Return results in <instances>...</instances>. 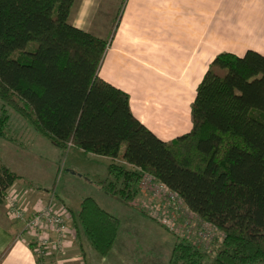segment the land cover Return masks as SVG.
Here are the masks:
<instances>
[{
  "label": "trees",
  "instance_id": "trees-1",
  "mask_svg": "<svg viewBox=\"0 0 264 264\" xmlns=\"http://www.w3.org/2000/svg\"><path fill=\"white\" fill-rule=\"evenodd\" d=\"M74 3L0 0L3 110L14 108L63 149L75 145L111 157L109 192L123 198L138 192L142 173L114 159L124 160L223 232L208 263L188 235L191 241L177 242L168 264H264V54L218 53L198 85L192 128L165 140L132 112L128 92L100 76L109 40L69 22ZM8 117L2 113L1 122ZM20 177L0 161V203ZM77 217L74 226L106 256L119 217L91 196Z\"/></svg>",
  "mask_w": 264,
  "mask_h": 264
},
{
  "label": "crops",
  "instance_id": "crops-1",
  "mask_svg": "<svg viewBox=\"0 0 264 264\" xmlns=\"http://www.w3.org/2000/svg\"><path fill=\"white\" fill-rule=\"evenodd\" d=\"M69 22L109 40L100 76L128 92L132 112L165 140L192 128L198 85L218 53L264 54V0H75ZM12 187L26 207L50 202L19 178ZM52 205L69 212L62 249L52 247L39 260L33 233L4 208L0 256L9 251L0 264H85L84 244L70 225L72 210L64 202Z\"/></svg>",
  "mask_w": 264,
  "mask_h": 264
},
{
  "label": "rangeland",
  "instance_id": "rangeland-1",
  "mask_svg": "<svg viewBox=\"0 0 264 264\" xmlns=\"http://www.w3.org/2000/svg\"><path fill=\"white\" fill-rule=\"evenodd\" d=\"M3 106L4 103L0 100V117L4 112L9 114L6 123L1 122L0 118L1 163L18 173L23 184L50 198V202L66 203L73 212L70 223L72 226L78 218L82 200L88 196L94 197L100 206L119 217L118 237L112 250L104 257L90 245L83 229L80 227L79 231L74 226V232L78 233L80 239L78 243L82 241L84 244L85 264H168L175 244L179 241H191L187 238L188 235L199 243L204 240L203 245L198 244L207 252L204 263L217 255L221 246V242L217 241L223 232L197 216L177 192L154 175L155 179L147 188L141 186V178L138 192L131 197L123 198L109 192L106 187L113 179L108 159L85 152L75 145L61 148L40 133L21 113L9 106H6L5 111ZM114 160L130 170L137 169L144 175L145 171L140 167L121 159ZM162 183L166 186L162 187ZM11 187L12 185L9 188ZM13 189L17 188L10 191ZM6 193L3 195L0 211L5 208L6 213L11 216L8 213V200H5ZM24 207L27 214L31 215L42 206ZM68 213L67 211L69 226ZM21 221L24 223V220ZM182 221L187 224L190 234L183 229ZM23 225L24 231H29L25 229V223ZM194 229H197V234ZM204 229L209 236L214 237L206 239L200 235L199 231ZM33 236L35 238L34 233ZM210 245L211 248L208 249ZM42 258L44 259L43 255Z\"/></svg>",
  "mask_w": 264,
  "mask_h": 264
},
{
  "label": "built area",
  "instance_id": "built-area-1",
  "mask_svg": "<svg viewBox=\"0 0 264 264\" xmlns=\"http://www.w3.org/2000/svg\"><path fill=\"white\" fill-rule=\"evenodd\" d=\"M141 186L147 188L155 177L147 172H143ZM162 187L166 186L162 183ZM13 187L7 189L5 200H8V213L12 217L24 220L25 229L35 234L34 250L37 255L44 256L50 248L60 250L66 243V235L69 230L66 211H58L52 205V202L43 205L31 215L27 214L26 208L20 202L16 190L10 191ZM9 191V192H8ZM156 194V193H155ZM200 235L208 237L206 230H200ZM189 233V232H188Z\"/></svg>",
  "mask_w": 264,
  "mask_h": 264
}]
</instances>
